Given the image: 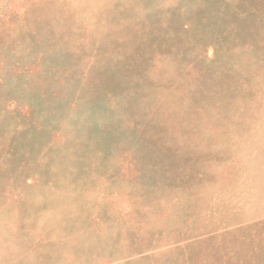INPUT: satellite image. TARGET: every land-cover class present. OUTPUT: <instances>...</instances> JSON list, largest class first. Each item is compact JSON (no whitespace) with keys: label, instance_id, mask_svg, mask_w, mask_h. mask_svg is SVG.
I'll return each instance as SVG.
<instances>
[{"label":"rangeland","instance_id":"rangeland-1","mask_svg":"<svg viewBox=\"0 0 264 264\" xmlns=\"http://www.w3.org/2000/svg\"><path fill=\"white\" fill-rule=\"evenodd\" d=\"M0 264H264V0H0Z\"/></svg>","mask_w":264,"mask_h":264}]
</instances>
